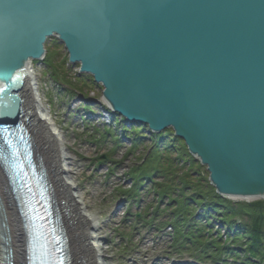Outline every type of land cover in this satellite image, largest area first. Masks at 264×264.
Here are the masks:
<instances>
[{"label": "water", "instance_id": "water-1", "mask_svg": "<svg viewBox=\"0 0 264 264\" xmlns=\"http://www.w3.org/2000/svg\"><path fill=\"white\" fill-rule=\"evenodd\" d=\"M52 37L101 86L111 114L171 130L218 196L264 191V0H0V159L10 175L17 70L43 59Z\"/></svg>", "mask_w": 264, "mask_h": 264}, {"label": "trees", "instance_id": "trees-1", "mask_svg": "<svg viewBox=\"0 0 264 264\" xmlns=\"http://www.w3.org/2000/svg\"><path fill=\"white\" fill-rule=\"evenodd\" d=\"M61 48L55 44L44 47L42 66L64 95L84 101L96 85L91 77L68 75L67 55L57 61ZM107 126L101 138L108 137L115 148L128 141V153L143 150L125 175L129 188L116 190L126 201V214L138 204L142 188H147L145 195L153 200L145 211L150 209L153 219H165L155 228L158 232L170 229L169 247L176 253L185 252L196 261L210 264H264L263 201L234 203L218 196L208 183L205 169L171 130L157 134L146 126L126 127L114 114ZM147 212L128 215V226L134 228L139 221L152 225L154 221L146 219Z\"/></svg>", "mask_w": 264, "mask_h": 264}, {"label": "rangeland", "instance_id": "rangeland-1", "mask_svg": "<svg viewBox=\"0 0 264 264\" xmlns=\"http://www.w3.org/2000/svg\"><path fill=\"white\" fill-rule=\"evenodd\" d=\"M54 44L61 45L52 37L46 41L44 47L52 48ZM64 55L67 54L61 48L57 61H61ZM42 60L34 61L32 64L37 97L55 123L56 140L66 159L62 165L64 178L72 186V194L76 201L85 205V215L94 220L95 227L89 233L95 238L91 244L98 251L99 263L210 264L209 261H196L185 252L178 254L169 247L170 229L165 228L158 232L155 228L157 223L165 219L161 217L153 219L150 209L148 212L145 211L146 206L153 200L151 195H145L147 188H142L138 204H133L129 214L125 213L126 201L116 190L129 188L130 182L126 180L125 175L136 163V157L143 154V150L139 148L131 154L127 152L130 146L128 141H123L115 148L108 137L101 138L108 128L111 113L107 115L109 110L102 101L100 85L95 84L84 101L78 96L68 98L62 93L61 88L54 85L52 78L42 66ZM65 68L68 70V75L90 77L79 72V64L68 63V58ZM125 126L127 127L126 124ZM0 176L4 184V192L8 195L1 172ZM160 208L163 209V206ZM143 212L148 213L147 220L154 221L152 225L142 224L139 221L134 228L128 226L131 219L128 215ZM16 218L19 220L18 217ZM24 263L25 261L21 259L19 264Z\"/></svg>", "mask_w": 264, "mask_h": 264}, {"label": "bare ground", "instance_id": "bare-ground-1", "mask_svg": "<svg viewBox=\"0 0 264 264\" xmlns=\"http://www.w3.org/2000/svg\"><path fill=\"white\" fill-rule=\"evenodd\" d=\"M33 62L29 60L21 64L17 70L22 76L19 89L22 103L20 119L28 132L29 141L36 156L33 163L47 188L46 195L53 203L50 208L51 216L56 222L55 228L60 230L66 240L65 251L68 264H100L98 251L91 244L95 238L89 233L95 227L94 220L85 215V205L76 201L72 194V186L64 178L65 172L62 165L66 159L56 140L55 123L50 118V114L43 109L37 97V88L32 76ZM3 185L0 176V264H19L21 259L24 261V250H22L26 243L24 229L15 200L8 191L6 182L8 195L5 194ZM231 197L234 201L244 200L243 202L248 203L264 200V191L247 197Z\"/></svg>", "mask_w": 264, "mask_h": 264}]
</instances>
